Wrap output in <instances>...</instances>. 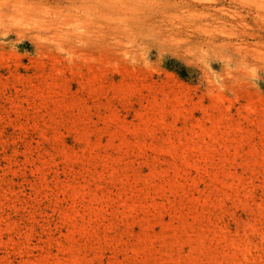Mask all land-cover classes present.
Returning <instances> with one entry per match:
<instances>
[{
    "label": "rangeland",
    "instance_id": "374dc122",
    "mask_svg": "<svg viewBox=\"0 0 264 264\" xmlns=\"http://www.w3.org/2000/svg\"><path fill=\"white\" fill-rule=\"evenodd\" d=\"M0 264H264V0H0Z\"/></svg>",
    "mask_w": 264,
    "mask_h": 264
},
{
    "label": "bare ground",
    "instance_id": "6f19581e",
    "mask_svg": "<svg viewBox=\"0 0 264 264\" xmlns=\"http://www.w3.org/2000/svg\"><path fill=\"white\" fill-rule=\"evenodd\" d=\"M239 61V60H238Z\"/></svg>",
    "mask_w": 264,
    "mask_h": 264
}]
</instances>
